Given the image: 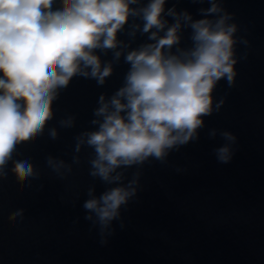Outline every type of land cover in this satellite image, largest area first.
I'll return each mask as SVG.
<instances>
[{"label":"water","instance_id":"obj_1","mask_svg":"<svg viewBox=\"0 0 264 264\" xmlns=\"http://www.w3.org/2000/svg\"><path fill=\"white\" fill-rule=\"evenodd\" d=\"M173 5L193 19L210 7L193 0H167L165 7ZM58 7L60 0H54ZM221 7L237 25V75L233 86L222 79L215 87L214 104L225 103L203 118L199 138L170 150L163 161L150 157L119 169L124 184L137 179V193L103 234L95 217L85 219L88 189L99 196L111 185L90 176L93 149L84 143L77 152V138L98 127L92 121L102 119L94 115L100 95L108 101L123 86L127 52L151 42L140 31L129 34L130 18L118 33L119 59L114 50L96 51L102 66L112 64L105 83L74 77L53 102L43 135L17 146L13 160H29L39 176L21 186L8 163L0 179V264H264V0H222ZM190 35V29L182 30L179 47L191 46ZM69 120L71 126L61 124ZM222 131L231 132L235 142L225 141ZM225 143L232 149L226 164L214 151ZM49 156L70 165L71 172H54ZM21 210L15 222L9 220Z\"/></svg>","mask_w":264,"mask_h":264},{"label":"clouds","instance_id":"obj_2","mask_svg":"<svg viewBox=\"0 0 264 264\" xmlns=\"http://www.w3.org/2000/svg\"><path fill=\"white\" fill-rule=\"evenodd\" d=\"M166 2L60 0L54 9V0H0V179L10 161L21 186L39 176L29 160H13L17 146L43 135L54 116L53 102L74 77L105 83L112 64L102 66L96 51L114 50L119 59L118 33L130 18L134 22L129 34L140 31L151 42L127 52L130 68L123 86L108 101L100 95L94 115L102 119L92 121L98 127L82 134L86 140L77 138V152L84 143L93 149L90 176L111 185L99 196L88 189L85 219L95 217L103 234L137 193V179L124 184L119 169L143 164L150 157L163 161L170 150L199 138L203 118L225 103L220 99L214 104L215 87L222 79L229 87L235 83L237 25L229 23L232 15L221 7L222 0H193L210 5L199 9L201 19H193L187 10L178 12L175 5L166 9ZM184 29L191 30L187 48L179 47ZM61 124L71 126V120ZM50 135L55 139L56 130ZM210 135L215 137L216 130ZM220 135L227 142L236 140L229 131ZM214 151L220 163L232 158L230 143ZM46 162L61 176L65 175L61 169L72 170L51 156ZM19 215L22 210L9 220L15 222Z\"/></svg>","mask_w":264,"mask_h":264}]
</instances>
